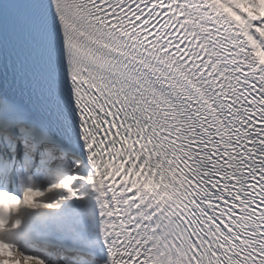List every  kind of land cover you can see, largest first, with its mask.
I'll use <instances>...</instances> for the list:
<instances>
[{
  "label": "snow or ice",
  "instance_id": "1",
  "mask_svg": "<svg viewBox=\"0 0 264 264\" xmlns=\"http://www.w3.org/2000/svg\"><path fill=\"white\" fill-rule=\"evenodd\" d=\"M0 264H264V0H0Z\"/></svg>",
  "mask_w": 264,
  "mask_h": 264
}]
</instances>
